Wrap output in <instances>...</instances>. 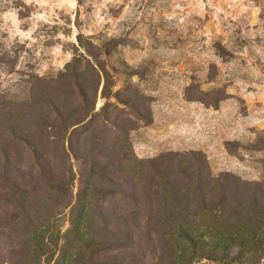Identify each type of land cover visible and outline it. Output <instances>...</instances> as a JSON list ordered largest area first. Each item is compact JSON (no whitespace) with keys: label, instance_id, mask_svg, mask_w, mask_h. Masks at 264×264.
Returning a JSON list of instances; mask_svg holds the SVG:
<instances>
[{"label":"rangeland","instance_id":"rangeland-1","mask_svg":"<svg viewBox=\"0 0 264 264\" xmlns=\"http://www.w3.org/2000/svg\"><path fill=\"white\" fill-rule=\"evenodd\" d=\"M74 58L109 74L113 95H99L91 128L113 141L106 117L127 129L140 160L196 152L213 175L227 172L264 190V0H0V264H47L24 254L29 236L17 198L25 208L41 203V218L54 215V237L69 227L66 205L81 187L80 163L55 159L65 185L45 184L29 149L7 128L41 135L36 117L54 116L45 90L75 88L61 76ZM74 92L70 101L78 104ZM34 187L55 197L50 209ZM157 239L133 248L140 263L168 264Z\"/></svg>","mask_w":264,"mask_h":264},{"label":"trees","instance_id":"trees-1","mask_svg":"<svg viewBox=\"0 0 264 264\" xmlns=\"http://www.w3.org/2000/svg\"><path fill=\"white\" fill-rule=\"evenodd\" d=\"M84 60L85 66L74 58L61 73L73 82L78 104L70 101L73 88L57 92L48 86L43 102L54 116L36 117L33 125L42 127L41 135L33 138L11 124L7 128L29 149L45 184L65 185L66 175L54 172L55 159L68 162L73 157L80 163L81 187L76 200L66 205L72 208L69 227L60 237L49 230L54 215L41 218V203L25 208L15 197L29 236L24 254L47 258V264H142L133 248L158 243L159 238L168 264H264L261 185L227 172L213 175L207 159L196 152L140 160L128 147L127 129L106 117L103 129L114 135L113 141L99 127L91 128L97 98L111 99L113 92L106 67ZM3 154L7 160L8 151ZM33 190L46 199L41 201L44 207L53 206L56 199L50 191Z\"/></svg>","mask_w":264,"mask_h":264}]
</instances>
